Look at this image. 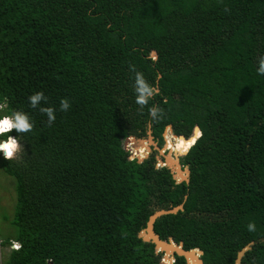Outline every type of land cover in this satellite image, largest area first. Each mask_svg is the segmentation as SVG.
<instances>
[{
    "label": "trees",
    "instance_id": "16d2710c",
    "mask_svg": "<svg viewBox=\"0 0 264 264\" xmlns=\"http://www.w3.org/2000/svg\"><path fill=\"white\" fill-rule=\"evenodd\" d=\"M0 104L20 244L2 264H161L140 232L181 203L162 239L205 264L254 241L241 264H264V0H0ZM149 125L160 146L200 128L188 181L130 158Z\"/></svg>",
    "mask_w": 264,
    "mask_h": 264
},
{
    "label": "water",
    "instance_id": "95a60500",
    "mask_svg": "<svg viewBox=\"0 0 264 264\" xmlns=\"http://www.w3.org/2000/svg\"><path fill=\"white\" fill-rule=\"evenodd\" d=\"M156 55H157V53L155 51H152L151 56L155 58ZM166 129L169 130V134H172V135L174 134V133H172L171 126L168 125L165 128L164 133H163L164 140L166 139L165 138ZM196 130L200 131V128L198 126H194L193 129H192L191 134L188 137H186L184 135H177V136H182L184 138H189L194 133V131H196ZM200 135H201V131H200V134L196 137V139ZM129 138H133L134 140H137L139 142L143 141V140L148 141L149 142L148 149L150 151L152 149H154V148H156L158 151H161V149H162V147H159L157 142L155 141L154 136L152 135V129H151L150 125H149V128L147 129L146 137H139V138H137L135 136L127 137L124 140V145L127 144V141L129 140ZM196 139L194 140L193 144L195 143ZM4 141L5 140H2V142H4ZM1 144L2 143H0V146H1ZM151 145L153 146V148H151ZM163 146H165V144ZM125 149H127L126 146H125ZM187 151L179 154V156H177V158H176V165L178 166V168L180 170L184 171V176L183 177L177 178L173 166H171L169 164H161V163H159L160 166L161 165H166L167 167L170 168L171 173H172L173 177L177 180V182H181L183 180L188 181L189 169L186 166L182 167V165L180 164V157L185 155L187 153ZM147 154L148 153H146L145 155H147ZM143 157H145V156H142V157H138L137 156V159L138 160H142L141 158H143ZM165 159H166L165 158V154L163 153L162 154V160H165ZM182 209H183V203H181V204H179L177 206L170 207V208H159V209L155 210L149 216V218H148V220L146 222L145 228L140 232V236L142 237L143 240L151 242V243H153L155 245V252L156 253L162 252L163 255H164L167 252V250H170L169 253H170L171 257H172V260H171L170 264H173V262L175 260L174 259V254H177L179 256H183L187 260L188 264H190V260H189L190 258H194L197 264H205L204 261L201 258V255L203 253L202 250H200L199 248H193V249H190V250H186V249L183 248V243L182 242L177 243V242H175L173 240L172 237H168L167 239H162L154 230V223H155L157 218H159L160 216L165 215V214L176 213L178 210H182ZM253 244H254V241H251L245 247H243L242 249H240L238 251L237 257H236V260H235L234 264H241V259H242L243 255L245 254V252L247 250H249L251 248V246ZM161 264H162V262H161Z\"/></svg>",
    "mask_w": 264,
    "mask_h": 264
},
{
    "label": "rangeland",
    "instance_id": "374dc122",
    "mask_svg": "<svg viewBox=\"0 0 264 264\" xmlns=\"http://www.w3.org/2000/svg\"><path fill=\"white\" fill-rule=\"evenodd\" d=\"M1 106V104H0ZM7 123H2V127L6 128ZM164 133V132H163ZM169 134V130L166 129V134H165V138L166 136ZM171 137H173V135L169 134ZM146 137V136H144ZM0 143L1 146L0 148L2 149V153H5V147L8 145V139H5L4 142H2V137H0ZM166 143V139L164 141V144ZM158 144V143H157ZM163 144V145H164ZM126 145H124L125 147ZM159 147H162L161 151H158L156 148H154V150L158 151V155L156 157V165L158 166L159 163L161 164H165V160H162V154H168V150L167 148H165V146H160L158 144ZM18 148V144H16L15 149L17 150ZM129 149L128 152L130 154V158H134L135 156H133L131 154V152L134 155H138L136 151H134V149H132V147H128ZM16 150H14V153L16 152ZM153 150V149H152ZM140 153L144 152V148L143 146L138 150ZM180 151L176 150L175 152ZM151 151L147 148L146 153H150ZM175 152H171V155H173V157H177L179 155L175 154ZM147 154V155H148ZM140 155V154H139ZM147 155H143V156H147ZM2 157L3 155L0 154V264H2V261L7 257L8 253L11 250V243H12V239L14 237L15 234V227L12 224V221L14 219V215H15V205H16V192H15V183H14V178L11 175H8L6 172L3 171L2 166H1V161H2ZM143 157V158H145ZM141 158V159H143ZM140 159V158H139ZM9 238H11V243L10 244H1L2 239H5L6 241L9 240ZM16 241H13V243ZM164 255H162L161 257V262L162 264H170L169 262H165L164 263Z\"/></svg>",
    "mask_w": 264,
    "mask_h": 264
},
{
    "label": "bare ground",
    "instance_id": "6f19581e",
    "mask_svg": "<svg viewBox=\"0 0 264 264\" xmlns=\"http://www.w3.org/2000/svg\"><path fill=\"white\" fill-rule=\"evenodd\" d=\"M1 128V127H0ZM168 138H169V140H170V142H171V145L170 146H168V143H167V145L165 146V148H170V150L168 151V154L166 153L165 154V164H169V165H171V166H173V168H174V170H175V173H176V176H177V178H179V177H183L184 176V171H182V170H180L179 168H178V166L176 165V158L175 157H173V155H171V152H175L176 150H179L180 149V138H182L183 140H184V142H185V144H186V147L185 148H181L180 149V151L181 150H184V149H186L187 147H188V144L186 143V141H185V139H189V138H193V137H189V138H185L184 139V137H182V136H177V135H174L173 134V137H169V135L167 136ZM166 137V138H167ZM167 138V139H168ZM194 140L196 139V138H193ZM15 140H13V138L11 137V138H8V145H10V146H13V145H15ZM128 144H129V147L131 148L132 147V149H134V151H136L137 152V154L138 155H135V156H138V157H142L143 155H145L146 154V151H147V148H148V146H149V142L148 141H146V140H143V141H137V140H134L133 138H129V140H128V142H127ZM143 146V148H144V152H139L138 150L141 148ZM180 151H177V152H175V154H177V155H179L181 152ZM180 152V153H179ZM183 153V152H182ZM140 154V155H139ZM170 250H167V252L164 254V263L165 262H171V260H172V257H171V255H170ZM190 260V264H197L196 263V261H195V259L194 258H190L189 259Z\"/></svg>",
    "mask_w": 264,
    "mask_h": 264
},
{
    "label": "clouds",
    "instance_id": "9594fccd",
    "mask_svg": "<svg viewBox=\"0 0 264 264\" xmlns=\"http://www.w3.org/2000/svg\"><path fill=\"white\" fill-rule=\"evenodd\" d=\"M2 123H7V126H6V128H3L2 127ZM0 136H2V134H5V135H7V137L5 138V139H8V138H13V140H15V142H16V144H18L17 143V140L15 139V137L13 136V134H11V132L14 130V128H15V122H14V120H13V118L12 117H10V116H4V117H2L1 119H0ZM130 137V136H129ZM5 139H3L2 138V140H5ZM123 147H124V143H123ZM127 147V146H126ZM125 148V147H124ZM2 150V149H1ZM14 150H16V149H14ZM126 150H129L128 148L126 149ZM4 155V157H6V158H9V157H12V155L11 156H7V155H5V154H3ZM129 156H130V154H129ZM134 158H137V156H135ZM17 242V241H16ZM12 243H13V241H12ZM11 243V244H12ZM18 243V242H17ZM19 244V243H18ZM19 247H20V244H19ZM18 247V248H19ZM18 248H11V250L12 249H18Z\"/></svg>",
    "mask_w": 264,
    "mask_h": 264
},
{
    "label": "built area",
    "instance_id": "2783aa9c",
    "mask_svg": "<svg viewBox=\"0 0 264 264\" xmlns=\"http://www.w3.org/2000/svg\"><path fill=\"white\" fill-rule=\"evenodd\" d=\"M0 154L3 155L1 148H0ZM3 156H4V155H3ZM156 166H157V165H156ZM159 166H160V165H158L157 167H159ZM161 166H162V165H161ZM11 247H12V248H18V247H19V244H18L17 242H14V243L11 244Z\"/></svg>",
    "mask_w": 264,
    "mask_h": 264
},
{
    "label": "flooded vegetation",
    "instance_id": "af4514ba",
    "mask_svg": "<svg viewBox=\"0 0 264 264\" xmlns=\"http://www.w3.org/2000/svg\"><path fill=\"white\" fill-rule=\"evenodd\" d=\"M168 135H169V134H168ZM168 135H167V136H168ZM171 135H172V134H171ZM167 136H166V137H167ZM169 137H171V136L169 135ZM155 141L157 142V140H156V139H155ZM164 141H165V140H164ZM167 143H168V139L166 138V143H165V146L167 145ZM126 145H127V144H126ZM162 146H163V145H162ZM151 148H153V146H152V145H151ZM167 150L169 151V150H170V148L168 147V148H167ZM131 153H132V152H131ZM181 153H182V152H181ZM181 153H180V154H181ZM132 154H133V153H132ZM133 156H135V155L133 154Z\"/></svg>",
    "mask_w": 264,
    "mask_h": 264
}]
</instances>
